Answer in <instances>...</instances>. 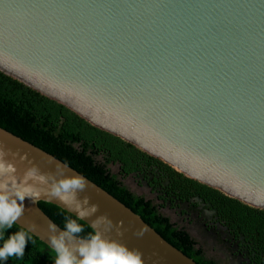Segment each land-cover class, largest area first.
Here are the masks:
<instances>
[{
	"label": "water",
	"instance_id": "obj_1",
	"mask_svg": "<svg viewBox=\"0 0 264 264\" xmlns=\"http://www.w3.org/2000/svg\"><path fill=\"white\" fill-rule=\"evenodd\" d=\"M0 72L186 177L264 210V0H0ZM0 150L18 175L65 164L2 128ZM67 167L66 175L82 176ZM85 179L79 198L99 207L83 220L92 230L96 216H107L123 222V235L109 238L137 249L143 264H196ZM40 201L76 213L45 195L26 198L15 225L35 224L30 234L52 249L54 222Z\"/></svg>",
	"mask_w": 264,
	"mask_h": 264
},
{
	"label": "trees",
	"instance_id": "obj_2",
	"mask_svg": "<svg viewBox=\"0 0 264 264\" xmlns=\"http://www.w3.org/2000/svg\"><path fill=\"white\" fill-rule=\"evenodd\" d=\"M0 128L49 153L108 192L196 264L217 263L205 258L196 241L183 228L173 226L151 201L129 191L109 171L108 163L118 164L122 175L140 177L165 204L201 206L223 228L226 239L246 264H264V210L186 177L1 72ZM38 207L61 229L66 216L77 219L51 203L40 201ZM78 222L85 227L82 235L93 231L83 220ZM21 229L14 224L5 239ZM31 237L22 258L9 257L0 264H54V251Z\"/></svg>",
	"mask_w": 264,
	"mask_h": 264
},
{
	"label": "clouds",
	"instance_id": "obj_3",
	"mask_svg": "<svg viewBox=\"0 0 264 264\" xmlns=\"http://www.w3.org/2000/svg\"><path fill=\"white\" fill-rule=\"evenodd\" d=\"M8 153L0 150V261L9 257L22 258L25 246L32 239L29 234L37 226L29 225L26 231L21 229L7 236L5 233L23 216L24 201L35 202L42 195L55 199L76 213L77 219L66 216L64 229L58 231L56 224L49 222L47 235L55 253L54 264H143L142 253L129 249L108 234L115 231L122 236L123 222L114 223L107 216H96L92 220L93 231L85 233V227L78 220L91 219L99 210L98 205L91 204L90 198H79V193L88 187L83 176L66 175L67 164L55 163L54 173H41L38 167L26 168L18 175L17 166L8 161ZM53 163V160H49ZM143 228L134 234L143 235Z\"/></svg>",
	"mask_w": 264,
	"mask_h": 264
},
{
	"label": "rangeland",
	"instance_id": "obj_4",
	"mask_svg": "<svg viewBox=\"0 0 264 264\" xmlns=\"http://www.w3.org/2000/svg\"><path fill=\"white\" fill-rule=\"evenodd\" d=\"M97 160L103 162L102 157H97ZM107 168L134 195L151 201L157 207L158 212L169 218L175 227L183 228L196 241L197 247L203 251L205 258L212 259L217 264H242L233 247L226 241L223 228L214 226L210 218L208 222L206 221V218L209 217L207 211L204 213L198 208L165 204L157 198L154 191L149 190V186L144 185L145 182L140 177L136 175L122 176L119 173L118 164L108 163ZM169 205L170 209L167 207ZM186 219H189V223H186ZM204 224H206L205 228ZM210 226L214 227L213 230L210 229Z\"/></svg>",
	"mask_w": 264,
	"mask_h": 264
},
{
	"label": "flooded vegetation",
	"instance_id": "obj_5",
	"mask_svg": "<svg viewBox=\"0 0 264 264\" xmlns=\"http://www.w3.org/2000/svg\"><path fill=\"white\" fill-rule=\"evenodd\" d=\"M119 167V166H118ZM120 173V172H119ZM122 175V174H121ZM129 175H135V174H129ZM129 175H122V176H129ZM144 185H146L147 187H148V185L145 183ZM149 188V190H152L150 187H148ZM153 191V190H152ZM156 193V192H155ZM156 195H157V198L158 199H160L159 198V194H157L156 193ZM162 202H163V200L162 199H160ZM168 204V203H167ZM180 205H185L186 207H193V208H198V209H200L201 211H203L204 213L206 212V210H204L201 206H190L189 204H180ZM175 206H177V205H175ZM168 207V209H170L169 207H170V205L169 206H167ZM178 207V206H177ZM156 209H157V207H156ZM158 211V210H157ZM188 211V210H187ZM208 212V211H207ZM180 213V212H179ZM181 214V213H180ZM196 214H198V212H196ZM196 214H194V215H196ZM208 214H209V212H208ZM187 217H189V216H187ZM209 218H210V221H211V223H213L214 224V226L215 225H217V226H219V227H221L219 224H217L216 222H213L212 221V217H211V214H209V217H207L206 218V221L208 222V220H209ZM172 223V222H171ZM186 223H189V219H186ZM172 225L173 226H175L173 223H172ZM208 225V224H207ZM203 227L205 228L206 227V224H204L203 225ZM213 226H210V229H212L213 230ZM225 235V234H224ZM225 239H226V236H225ZM226 241H228V243L231 245V243L229 242V240H227L226 239ZM232 246V245H231ZM234 249V248H233ZM234 252L236 253V251L234 250ZM236 256L238 257V258H240V260L242 261V264H246L245 262H244V259L241 257V255L240 254H238V253H236Z\"/></svg>",
	"mask_w": 264,
	"mask_h": 264
}]
</instances>
